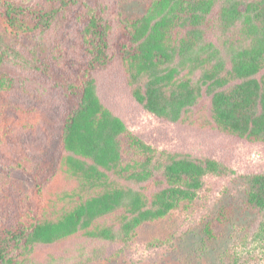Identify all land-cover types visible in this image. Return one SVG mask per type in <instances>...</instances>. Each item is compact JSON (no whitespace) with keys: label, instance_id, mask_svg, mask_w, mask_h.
<instances>
[{"label":"trees","instance_id":"trees-1","mask_svg":"<svg viewBox=\"0 0 264 264\" xmlns=\"http://www.w3.org/2000/svg\"><path fill=\"white\" fill-rule=\"evenodd\" d=\"M113 68L159 119L264 144V0H0V264L114 260L226 172L131 130L99 93ZM247 185L264 211V171ZM230 221L222 209L202 231L214 241Z\"/></svg>","mask_w":264,"mask_h":264},{"label":"rangeland","instance_id":"rangeland-1","mask_svg":"<svg viewBox=\"0 0 264 264\" xmlns=\"http://www.w3.org/2000/svg\"><path fill=\"white\" fill-rule=\"evenodd\" d=\"M124 1L134 5L142 0ZM11 69L47 86L46 98L56 109L68 103L45 77L34 78L35 74L29 70L22 72L13 66ZM99 93L131 130L153 146L211 156L223 162L227 170L205 178L192 209L147 229L134 243L111 246L110 252L119 254L116 259H97L87 264H264V211H254L244 203L247 175L264 171V144L159 119L133 100L116 68L99 74ZM26 99L30 100L28 96ZM13 177L25 180L19 174ZM225 208L231 211V221L218 230L219 237L212 241L202 231L203 223L215 219Z\"/></svg>","mask_w":264,"mask_h":264}]
</instances>
